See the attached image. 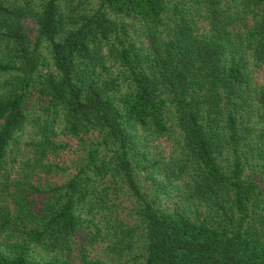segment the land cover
<instances>
[{"label": "trees", "instance_id": "16d2710c", "mask_svg": "<svg viewBox=\"0 0 264 264\" xmlns=\"http://www.w3.org/2000/svg\"><path fill=\"white\" fill-rule=\"evenodd\" d=\"M105 237L132 264H264V0H0V264H108Z\"/></svg>", "mask_w": 264, "mask_h": 264}, {"label": "rangeland", "instance_id": "374dc122", "mask_svg": "<svg viewBox=\"0 0 264 264\" xmlns=\"http://www.w3.org/2000/svg\"><path fill=\"white\" fill-rule=\"evenodd\" d=\"M90 3V6H94L96 7L97 5V0H87ZM114 70V68H113ZM41 105V103H40ZM39 106L37 105L36 107H31L30 108V113L28 115V122H26L25 126L23 127V129L19 132H17V137L19 140V143L21 144L22 147H24V143L29 141L31 139V137H35L36 138V134H35V126L33 124V117H35L36 115L39 114ZM177 131L174 132L171 135H165L164 137L160 138L159 141L153 143L150 146V150L152 151V153L154 155H158V156H162V157H169L173 151V149L175 148V144H174V136L176 135ZM61 135V134H60ZM65 140V139H63ZM69 147H67V149H65V152H63L61 154L62 159H64V161L66 162V165L68 166L69 169H72V164L75 161V159L78 158V156L80 155V153L83 151V149L80 146H77L76 141H69ZM140 183L145 184L146 191L148 193L150 192H154V189L151 187V185L149 184V182H145L142 178V176L140 175ZM147 184V186H146ZM38 195V194H36ZM43 195L39 194L38 197L41 198ZM150 196V195H149ZM173 199H175L174 197H168V195L166 194H159L156 197V201L157 203H160L162 206H173ZM131 207V204L128 202H123L121 208H120V212L122 214H125L128 209ZM195 213L192 214V216H194ZM130 221H133V217L130 216ZM101 227H103V223L100 222L99 223ZM106 240V241H105ZM105 240H100L97 241L96 248L93 250V254L100 256L101 258H103L108 264H132L133 260L131 258L133 252L136 253L139 251L140 248V244L136 243L134 248L132 249L131 253H128L127 251L123 250L121 252V255H116L113 251L109 250L106 245L109 242L110 243V238L105 237Z\"/></svg>", "mask_w": 264, "mask_h": 264}]
</instances>
